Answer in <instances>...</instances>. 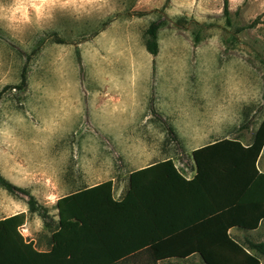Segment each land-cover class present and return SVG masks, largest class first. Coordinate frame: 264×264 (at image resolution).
Returning <instances> with one entry per match:
<instances>
[{
  "label": "rangeland",
  "instance_id": "1",
  "mask_svg": "<svg viewBox=\"0 0 264 264\" xmlns=\"http://www.w3.org/2000/svg\"><path fill=\"white\" fill-rule=\"evenodd\" d=\"M228 9L230 24L223 0H0V175L54 225L58 197L111 180L121 198L138 160L191 170L195 148L252 142L264 117V0ZM154 21L156 56L145 49ZM18 213L25 200L0 187V219ZM27 218L19 231L45 246L42 220Z\"/></svg>",
  "mask_w": 264,
  "mask_h": 264
},
{
  "label": "trees",
  "instance_id": "2",
  "mask_svg": "<svg viewBox=\"0 0 264 264\" xmlns=\"http://www.w3.org/2000/svg\"><path fill=\"white\" fill-rule=\"evenodd\" d=\"M223 13L230 24L228 0ZM161 24L154 21L145 32L152 56L159 52ZM75 55L80 64L78 49ZM26 85L23 68L14 88ZM263 147L264 117L248 146L223 138L193 150L195 175L189 180L166 159L131 173L120 200L113 198L111 180L58 198L54 225L30 191L0 175V187L24 199L27 213L37 215L49 234L48 248L39 250L19 231L25 213L0 219V264H173L168 261L194 255L203 264H260L264 237L241 245L228 231L256 229L264 221V175L256 169ZM242 209L251 215L244 217Z\"/></svg>",
  "mask_w": 264,
  "mask_h": 264
},
{
  "label": "crops",
  "instance_id": "3",
  "mask_svg": "<svg viewBox=\"0 0 264 264\" xmlns=\"http://www.w3.org/2000/svg\"><path fill=\"white\" fill-rule=\"evenodd\" d=\"M242 145L243 146H248L251 144V142L249 144H245L241 141ZM201 147V146H200ZM198 147V148H200ZM197 149V148H195ZM194 149V150H195ZM263 154H264V147L259 155V158L256 162V169L258 171V174H261V175H264V157H263ZM166 159H171L173 161L172 158H166ZM166 159H162V160H159V161H148V160H144V161H141V160H138L137 162H135V164H133L131 166V168H133L129 173H128V176H127V181H128V177L131 173L135 172V171H138V170H142V169H145V168H148V167H151L157 163H160V162H163L165 161ZM174 163V166L176 167V169L182 174V176L184 178H186L187 180L191 179L194 175H195V170H194V164L193 166L191 167V170H188L187 168H184V170H181L178 168V166L175 164V162L173 161ZM188 173V175L186 174ZM190 174V175H189ZM260 189H264V180H260ZM112 195H113V198L115 200H120L122 199L123 196H125L127 190H128V185H127V189L125 190V192L122 194V192H120V194L118 196H122L121 198H115V194H114V181H112ZM97 185V184H96ZM94 186V185H93ZM72 193V192H71ZM70 194V193H68ZM67 195V194H66ZM64 196V195H63ZM62 197V196H61ZM60 198V197H58ZM57 198V199H58ZM56 199V201H57ZM55 202L54 205H55ZM241 215H243L244 217H249L251 214H250V211L248 210H244L242 209L241 212H239ZM28 214V213H27ZM26 214V215H27ZM12 216V215H11ZM3 219V218H2ZM26 221H28V218H26ZM25 221V223H26ZM252 223V222H250ZM25 225V224H24ZM25 228V227H23ZM262 230L264 232V221H261L258 225V227L256 229H252V230H245V229H241V228H237V227H233L231 229H229L228 233L229 235L236 241L238 242L239 244L241 245H244L246 241H252V242H260V241H253V240H250L248 237H245L244 235L245 234H252V233H255V232H258ZM21 233V232H20ZM47 233V232H46ZM21 235L23 236V234L21 233ZM47 237H49V234L47 233ZM26 239V238H25ZM27 240V239H26ZM39 241V240H38ZM29 242H32V241H29ZM33 243V242H32ZM39 243H42V241H39ZM34 246L36 248H38L36 246L35 243H33ZM48 248V240H47V243H45V246L41 245V248H38L39 250H46ZM192 260H197V262H195L194 264H203L201 259L197 256V255H194V256H191L187 259H173V260H169L168 262L170 263H173V264H190ZM259 261H260V264H261V257L259 258Z\"/></svg>",
  "mask_w": 264,
  "mask_h": 264
}]
</instances>
